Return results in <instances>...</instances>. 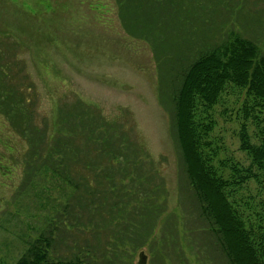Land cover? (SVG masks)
<instances>
[{
	"label": "rangeland",
	"instance_id": "374dc122",
	"mask_svg": "<svg viewBox=\"0 0 264 264\" xmlns=\"http://www.w3.org/2000/svg\"><path fill=\"white\" fill-rule=\"evenodd\" d=\"M234 2L239 3L226 30L252 38L264 51V0ZM243 7L248 14L260 13V20L247 24V13L238 16ZM155 51L150 41L125 29L117 0H0V70L8 74L7 83L11 80L14 89L27 96L25 120L11 119L6 113L11 109L6 110L0 100V264H15L29 244L48 231L59 255L86 253L88 246L97 245L93 229L80 228L72 218L50 223L57 217L53 207L68 199L70 188L45 166L38 171L28 140L33 132L37 147V128L48 135L82 134L76 116L71 119L77 111L95 114L98 123L105 124L96 132L114 135L123 154L131 157L133 175L122 178L123 172L118 180L130 184L134 177L135 187L149 183V199L139 197L134 211L158 208L153 227L151 223L135 226L152 229L146 243L134 250L124 240L113 239V233L101 231L105 253L96 254L95 260L99 264H229L191 190L175 127L171 92L176 86H169L167 94L161 90ZM78 104L82 109H77ZM67 113L70 120L63 126L60 122ZM195 113L197 123L212 127L205 139L206 151L218 175L223 169L227 180L233 170L253 166L257 177L228 191L229 201L243 217L255 221L257 214L264 215V170L251 165L241 148V132L246 126L251 141L257 142L264 114L254 108L245 91L235 88H229L213 107L200 104ZM88 157L96 160L92 153ZM97 160L101 169L109 166L108 159ZM118 163L126 165L111 162ZM132 195L137 200L141 194L133 190ZM82 219L86 222L83 214ZM135 231L129 229L122 236L134 238ZM173 245L184 261L177 260Z\"/></svg>",
	"mask_w": 264,
	"mask_h": 264
},
{
	"label": "trees",
	"instance_id": "16d2710c",
	"mask_svg": "<svg viewBox=\"0 0 264 264\" xmlns=\"http://www.w3.org/2000/svg\"><path fill=\"white\" fill-rule=\"evenodd\" d=\"M117 2L125 29L131 35L150 41L155 48L160 61L163 93H168L169 86H176L175 91L172 88L171 96L175 106L179 148L191 190L199 204L201 215L211 228L209 230L215 245L229 264H264V215L257 214L255 221L249 217L246 219L229 201L230 187L239 186L257 177L253 166L243 171L233 170L227 180L223 178L226 176L223 169L222 174L218 175L212 164V156L206 151L205 139L212 127L197 123L195 113L200 104L213 107L229 88H235L245 91L247 97L253 101L254 108H259V112L264 114V51L252 38L226 30L228 22L232 20L231 14L235 13V6H238L239 2ZM246 13L243 7L238 16ZM245 16L248 19L247 24H250L260 20L261 14L249 12ZM7 75L4 70H0V100L6 110L11 109L10 112L5 110L11 119L23 116V120L26 116L23 114L24 100L27 96L15 90L11 80L6 82ZM77 106L78 110L82 109L81 104ZM91 114L90 116L88 112L84 114L78 111L73 113L71 119L76 116L77 124L83 130L82 134L77 133L74 138L66 134L48 135L45 129L37 128V147L34 145L33 132L28 140L32 157H37L38 171H42L45 166L70 188L68 199L58 207H53L54 216L57 217L50 223L56 219L61 221L62 218L67 222L72 218L75 223L81 225L80 228L93 229L92 232L98 238L97 245L88 246L86 253L59 255L55 252L53 235L48 231L49 233H42L31 242L15 264H99L95 260L96 254L103 256L105 253L104 245H101V231L109 236L113 233V239L124 240L134 250L150 238L152 229H136L135 226L151 223L153 227L158 208L149 211L147 206L142 205L140 208H145L144 213L134 211L140 203V198L149 199V183H140V187H135L134 177L131 185L118 180L123 172L125 175L122 174V178L127 179L133 175V170L129 167L132 159L123 154L114 135L107 136V131H104L108 133L106 136L96 132L100 125L103 129L105 124L98 123L97 116ZM85 119H89L88 123ZM69 120L70 114L67 113L63 115L60 123L64 126ZM259 136L257 142H252L247 127L244 126L241 132V148L248 153L252 160L251 165L264 170V126ZM77 139L83 144H79ZM121 140L123 144L127 143L124 137ZM99 142H102V146L97 145ZM91 153L96 160L89 159L88 155ZM103 158L109 160V166L101 169L102 162L97 159ZM113 160L126 165L124 167L118 163L113 166ZM241 173L246 174L243 176ZM140 177L143 178L142 175ZM133 190L141 194L137 196V200L133 199ZM51 226L52 224L47 229ZM68 226L73 227V224L68 223ZM122 229L137 231L132 232L134 238H124L122 234L128 231ZM118 233L121 236L116 238ZM123 243L120 245L123 246ZM172 247L177 260L184 261L177 248L174 245ZM106 256L105 254L103 258Z\"/></svg>",
	"mask_w": 264,
	"mask_h": 264
}]
</instances>
